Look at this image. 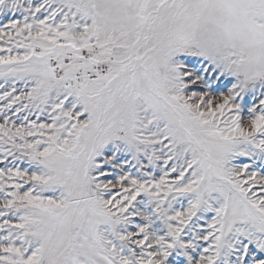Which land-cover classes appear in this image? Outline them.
<instances>
[{
    "label": "snow or ice",
    "instance_id": "obj_1",
    "mask_svg": "<svg viewBox=\"0 0 264 264\" xmlns=\"http://www.w3.org/2000/svg\"><path fill=\"white\" fill-rule=\"evenodd\" d=\"M0 80V264H264V0H0Z\"/></svg>",
    "mask_w": 264,
    "mask_h": 264
},
{
    "label": "rangeland",
    "instance_id": "obj_2",
    "mask_svg": "<svg viewBox=\"0 0 264 264\" xmlns=\"http://www.w3.org/2000/svg\"><path fill=\"white\" fill-rule=\"evenodd\" d=\"M0 84H3L2 80H0ZM5 87H7V85H5ZM18 87H20V85H18ZM3 90H4L3 88H0V92H3ZM16 94H19V93L18 92L14 93V95H16ZM0 103H2V102H0ZM13 119H15V117H13ZM32 119H35V117L33 116ZM0 123H2V121H0ZM0 167H3V166L0 165ZM21 167H24V165H21Z\"/></svg>",
    "mask_w": 264,
    "mask_h": 264
}]
</instances>
